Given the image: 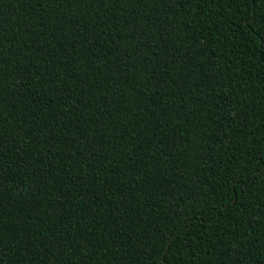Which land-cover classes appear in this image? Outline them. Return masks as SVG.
I'll return each instance as SVG.
<instances>
[{"label":"trees","instance_id":"16d2710c","mask_svg":"<svg viewBox=\"0 0 264 264\" xmlns=\"http://www.w3.org/2000/svg\"><path fill=\"white\" fill-rule=\"evenodd\" d=\"M0 264H264V0H0Z\"/></svg>","mask_w":264,"mask_h":264}]
</instances>
